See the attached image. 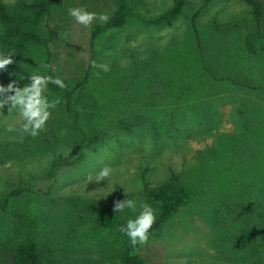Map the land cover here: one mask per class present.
<instances>
[{
  "label": "rangeland",
  "instance_id": "374dc122",
  "mask_svg": "<svg viewBox=\"0 0 264 264\" xmlns=\"http://www.w3.org/2000/svg\"><path fill=\"white\" fill-rule=\"evenodd\" d=\"M115 1L61 0L52 21L53 68L68 82L88 72L79 125L100 143L74 162L61 97L48 90L58 102L36 137L6 131L18 117L0 110V200L19 192L0 212V264L28 238L43 264H115L123 239L91 214L113 197L148 203L146 189L171 180L190 198L139 244L144 264H264V14L252 26L240 0H185L171 26L129 19L104 32L91 60V28L105 22L85 27L67 10L109 17ZM172 3L145 0L138 12ZM105 166L109 177L96 181Z\"/></svg>",
  "mask_w": 264,
  "mask_h": 264
},
{
  "label": "trees",
  "instance_id": "16d2710c",
  "mask_svg": "<svg viewBox=\"0 0 264 264\" xmlns=\"http://www.w3.org/2000/svg\"><path fill=\"white\" fill-rule=\"evenodd\" d=\"M249 7L247 22L252 26H258L264 14L263 5L258 0H240ZM185 0H173L172 5L161 13L151 17L139 14L138 9L145 7V0H116L115 10L103 25L95 24L90 31L91 60L94 57L92 46L94 41L104 32L123 28L129 19H137L146 26L161 27L171 26L184 7ZM148 12V10H145ZM61 12V0H15L13 3H4L0 0V52H12L14 63L6 66V70L0 72V85H7L16 79L20 86L27 83V77L33 71L39 70L42 74L57 76L53 68V53L51 45L58 38L52 27L53 17ZM24 77V79H19ZM88 72L75 82L64 81L65 87L58 88L49 84L48 91L61 97L65 125L72 134L75 150L78 155L74 162L83 158V151L92 148L102 141L99 134L87 137L79 125V112L77 104L80 97L75 98L76 93L86 85ZM4 157V156H3ZM70 164V162H69ZM19 194L14 191L0 200V212H5L9 201ZM147 202L155 207L156 218L150 232L158 230L178 209L189 200L188 189L177 181H168L155 188H147L145 191ZM118 198L113 197L103 202L91 214V221L96 226L110 230L123 239L118 251V259L115 264H144L136 255L139 244L131 245L119 228L127 219L121 213L114 212ZM76 208L80 205L74 204ZM245 246L247 244H244ZM8 264H43L38 246L33 238H28L14 248Z\"/></svg>",
  "mask_w": 264,
  "mask_h": 264
},
{
  "label": "clouds",
  "instance_id": "9594fccd",
  "mask_svg": "<svg viewBox=\"0 0 264 264\" xmlns=\"http://www.w3.org/2000/svg\"><path fill=\"white\" fill-rule=\"evenodd\" d=\"M67 14L72 17L76 23L87 27L93 20L98 23L107 22V15L97 14L85 10L83 7H71L67 10ZM12 52H0V72L6 70V66L14 63ZM94 68H99L103 72H108L107 64H95ZM16 79L9 82L6 86L0 85V110L7 105L8 113L14 112L18 117L14 123L9 124L6 128L8 132L18 133L19 135H27L36 137L40 132L45 130L47 121L51 116L53 109L58 101L50 100L46 95L48 85L52 84L58 88L65 87L64 81L59 76H49L42 74L39 70L33 71L27 77V83L20 86ZM24 79V77H19ZM111 169L107 166L100 169L96 175V181L106 180L111 173ZM128 210L133 214V218H129L119 231L127 237L128 242L135 246L143 244L148 239L149 230L155 222L154 208L144 201L135 198H125L115 203L114 212L123 213Z\"/></svg>",
  "mask_w": 264,
  "mask_h": 264
}]
</instances>
